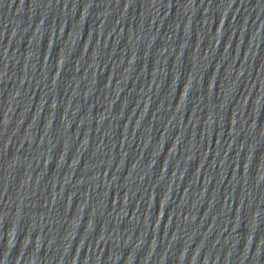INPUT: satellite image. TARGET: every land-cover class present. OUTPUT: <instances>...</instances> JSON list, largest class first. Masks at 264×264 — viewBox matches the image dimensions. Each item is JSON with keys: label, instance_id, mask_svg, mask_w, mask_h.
<instances>
[{"label": "water", "instance_id": "95a60500", "mask_svg": "<svg viewBox=\"0 0 264 264\" xmlns=\"http://www.w3.org/2000/svg\"><path fill=\"white\" fill-rule=\"evenodd\" d=\"M0 264H264V0H0Z\"/></svg>", "mask_w": 264, "mask_h": 264}]
</instances>
